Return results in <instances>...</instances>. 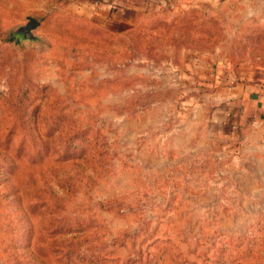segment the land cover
I'll return each mask as SVG.
<instances>
[{
	"label": "rangeland",
	"instance_id": "obj_1",
	"mask_svg": "<svg viewBox=\"0 0 264 264\" xmlns=\"http://www.w3.org/2000/svg\"><path fill=\"white\" fill-rule=\"evenodd\" d=\"M0 264H264V0H0Z\"/></svg>",
	"mask_w": 264,
	"mask_h": 264
},
{
	"label": "water",
	"instance_id": "obj_2",
	"mask_svg": "<svg viewBox=\"0 0 264 264\" xmlns=\"http://www.w3.org/2000/svg\"><path fill=\"white\" fill-rule=\"evenodd\" d=\"M40 25V20L34 18L33 16H28V22L20 26L18 29V33L23 34L24 37L33 39L35 38V35L33 33V30L36 29Z\"/></svg>",
	"mask_w": 264,
	"mask_h": 264
}]
</instances>
